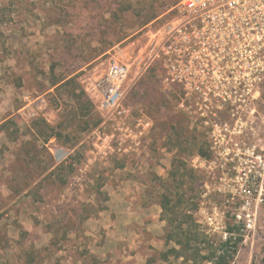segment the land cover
Listing matches in <instances>:
<instances>
[{
    "label": "rangeland",
    "instance_id": "rangeland-1",
    "mask_svg": "<svg viewBox=\"0 0 264 264\" xmlns=\"http://www.w3.org/2000/svg\"><path fill=\"white\" fill-rule=\"evenodd\" d=\"M178 1L0 0V264H193L169 235L240 239L230 264H261L264 198L236 190L250 152L264 159V78L186 93L144 67ZM113 61L128 75L103 109Z\"/></svg>",
    "mask_w": 264,
    "mask_h": 264
},
{
    "label": "built area",
    "instance_id": "built-area-1",
    "mask_svg": "<svg viewBox=\"0 0 264 264\" xmlns=\"http://www.w3.org/2000/svg\"><path fill=\"white\" fill-rule=\"evenodd\" d=\"M170 11L169 19L148 31L141 54L144 67L160 62L162 82L186 93L258 91L264 78V0H180L166 14ZM127 75L126 63H110L103 109L119 107ZM248 157L242 172L251 180L241 183L240 177L235 189L244 205L264 198V159L253 151ZM257 172H262L259 178H250ZM237 218L250 227V214Z\"/></svg>",
    "mask_w": 264,
    "mask_h": 264
},
{
    "label": "trees",
    "instance_id": "trees-1",
    "mask_svg": "<svg viewBox=\"0 0 264 264\" xmlns=\"http://www.w3.org/2000/svg\"><path fill=\"white\" fill-rule=\"evenodd\" d=\"M201 155H203V154L201 153ZM163 208H164V206H163ZM191 221L193 222V220H191ZM180 228H181V226H180ZM191 237H190V235H184V236L175 235L174 237L169 235L168 239L173 240L176 244L180 245L183 253L184 252L185 253L191 252L193 254V256H189V258H188L187 255L185 257L183 254H179V252H177V250L175 248L170 249L171 252L172 251L176 252V253H178L179 256H184L185 259L187 258V259L191 260L193 264H198V260L196 258H194V255L197 257H200L201 259L205 260L207 263H210V264H230L232 253L235 251L236 245L240 241V239H238L235 242V245L233 246L234 249L229 251V249L227 248V245L230 241V238L224 242H219L218 244L212 243L209 246L202 248L199 245L197 247H191V245H192L191 244V241H192ZM201 237H206V236L202 232H198L194 236L195 240H197V241H200ZM203 242H205V240ZM204 250H206V254L201 255V252ZM252 264H256V263H252ZM261 264H264V257L261 260Z\"/></svg>",
    "mask_w": 264,
    "mask_h": 264
}]
</instances>
